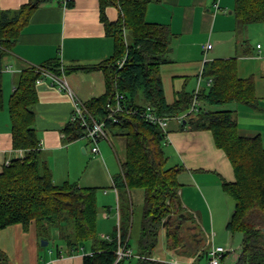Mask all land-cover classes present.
Returning <instances> with one entry per match:
<instances>
[{
  "label": "trees",
  "instance_id": "1",
  "mask_svg": "<svg viewBox=\"0 0 264 264\" xmlns=\"http://www.w3.org/2000/svg\"><path fill=\"white\" fill-rule=\"evenodd\" d=\"M49 1L28 0L14 10L0 7V78L6 52L32 12ZM156 1L159 0H99L100 19L106 34L114 40L112 55L92 65L63 67L58 59H49L39 67L56 75L78 70L104 72L105 92L84 104L92 117L104 122L106 132L125 138V156L119 162L120 172L113 176V186L126 193L134 189L142 192L137 241L144 250L137 251L140 257L134 264H167L151 255L161 229L165 230L170 250L186 252L187 245H182L186 244L183 223L191 220L179 195L178 174L183 166H166L163 146L166 134L144 119L146 106L168 118L186 113L181 123H177L179 131L211 132L215 146L229 160L234 175L233 180H221V189L234 202L226 230L242 233L236 263L264 264V148L258 135H241L233 111L221 108L234 102L255 105L254 78L238 76L236 57L215 58L204 63L202 77L211 82L203 90L199 89L196 95L182 90L172 102H167L160 66L169 61L173 34L166 25L146 19L148 5ZM65 5L71 6L72 0ZM108 6L118 10L114 21L105 15ZM232 12L239 25L264 22V0H233ZM43 77L35 66L23 70L8 99L12 148L20 155L8 161L0 173V229L20 224L28 230L35 224L43 240H48L55 230L56 240L67 249L65 254L79 251L88 242L90 253L83 254L82 264H120L126 259L115 263L116 250L120 243L130 247L134 209L126 207L118 227L109 238H103L97 221L98 187L81 186L70 180L54 182L48 163L41 157L35 129L36 80ZM117 94L123 96L126 111L116 114L113 120L107 103H115ZM194 97L198 102L196 110L188 112ZM3 107L0 84V110ZM63 132L69 142L85 135L78 122L68 123ZM60 247H56L57 256L61 255ZM225 256L226 253L221 260ZM0 264H8V256L2 250Z\"/></svg>",
  "mask_w": 264,
  "mask_h": 264
},
{
  "label": "crops",
  "instance_id": "2",
  "mask_svg": "<svg viewBox=\"0 0 264 264\" xmlns=\"http://www.w3.org/2000/svg\"><path fill=\"white\" fill-rule=\"evenodd\" d=\"M27 1L0 0V7L14 10ZM63 1L51 0L34 10L2 60L0 84L4 107L0 110V173L8 161L20 155L18 150L12 148L7 110L18 75L30 66L39 67L49 59H58L63 67H73L100 63L113 53L114 40L106 34L100 19L99 0H72L71 6H66ZM232 8L233 0H159L148 5L146 19L166 25L173 34L169 61L160 66L163 92L169 103L177 92H194L197 87L200 90L205 88L206 78L201 75L199 79V75L203 73L206 61L236 57L238 76L254 78L257 101L253 106L229 103L226 108L235 114L238 132L244 136L258 135L264 148L262 46L257 47L259 43H256L253 47L248 32L250 24L239 25ZM105 15L109 21H114L118 17V10L108 6ZM207 44H211V47L204 49ZM64 76L77 100L85 102L105 92L102 70H78L64 73ZM36 90L35 129L40 139L41 157L48 163L54 182L70 180L80 184L74 177L78 174L81 176L87 168L85 161L89 152L95 160L97 154L102 155V150L106 151L110 145L118 155L119 162V155L125 156V138L111 131H107L106 137L101 139L107 141L105 147L101 149V142H98V153L91 151L92 144L88 139L67 141L63 129L70 123L72 99L52 85L46 76L36 85ZM168 130L163 145L167 156L166 166H183L178 174L181 183L179 195L184 211L191 216V220L183 223L186 244L182 245H187V251L170 250L166 244L165 230L161 229L151 255L153 259L167 261L168 264H194L200 259L203 264L213 246V236L216 239L220 237L219 234L223 235L222 230H226V223L233 212L234 203L228 201L229 197L221 189V177L233 180V170L223 151L215 146L209 130L179 131L177 122L171 123ZM107 174L113 186V176L117 174ZM95 178L96 175L92 180ZM84 183L80 185L96 186L91 180ZM113 189V194L103 191V195L97 197V203L100 202L101 206L98 211L100 215L106 213L108 216L105 218H110L116 211L115 226L112 219H99L100 236L112 234L120 224L126 207L134 209L135 206L132 192L126 193L114 186ZM137 199L141 204L142 193L137 195ZM52 234H56L55 230ZM224 238L227 241L226 236ZM41 241L49 244L48 240L39 237L35 224H31L28 230H24L20 224L0 229V250L7 254L8 264H82L83 254L90 253L89 244L88 249L83 247L77 252L65 254L67 249L58 240L53 247L45 249ZM57 246H61L60 256H57ZM131 249L133 253H138ZM239 253L240 246L230 264H237ZM223 262L224 258L220 264Z\"/></svg>",
  "mask_w": 264,
  "mask_h": 264
},
{
  "label": "rangeland",
  "instance_id": "3",
  "mask_svg": "<svg viewBox=\"0 0 264 264\" xmlns=\"http://www.w3.org/2000/svg\"><path fill=\"white\" fill-rule=\"evenodd\" d=\"M248 32L250 33L251 37H250V41L253 45V47L255 46L256 43H259L260 46H262V49L260 50V53L262 54V56H264V22H259V23H254V24H250L249 26V30ZM228 105L230 104H225V106L221 107V108H226L228 107ZM171 123H176L174 121V119H170L169 123H168V129L170 128V124ZM83 140H86V137L81 138ZM101 144L100 147L102 149V147H105V144H107L106 140H100ZM91 152H89V154L86 156V161L88 165H86V169L83 170V174L81 176L76 175V177H74L75 180H78L80 184H85L84 182L87 180H91L93 182V184H95L98 189H97V197L100 198V195H103V191H107L113 194V186H111V177L109 178L108 176V172L112 175L114 174H118L120 171V166H119V161H118V155H116V153L114 152V150L110 147V145L108 146V149L106 151L102 150V155L99 153L97 154L98 157L97 159H94V155L91 156L90 155ZM120 159L123 160L124 159V155H119ZM103 173H104V178H103ZM96 175L95 180H92V177H94ZM106 177V178H105ZM87 179V180H86ZM223 178L221 177V180ZM225 180V179H224ZM141 194V190L140 189H134L132 190V195H134V225H133V230H132V234L131 237L129 239V244L130 246L136 250V251H143L144 247L142 245L138 244L137 238L140 235V217H141V204L138 202L139 200L137 199V195ZM109 195V194H108ZM228 201L233 202V200L230 198H227ZM100 200V199H99ZM98 207L100 208V202L97 203ZM234 206V204H233ZM116 211L112 213L113 216H111L110 218H105V216L100 215V213L98 212L99 216H98V222L99 219H102V221L105 219H112L113 222V226H115V216H116ZM101 217V218H100ZM103 217V218H102ZM122 219V218H121ZM222 233L224 236H226L227 241H229L227 243V241H225L224 236L222 234H219L218 236H220L219 238H216L213 236V245L217 246L220 244V246H223L225 249H227L228 251L226 252V257L224 258V264H230L231 260L234 258L235 254H237V252L239 251V246H240V242L242 239V233L241 232H235V233H231L229 231H226L224 228L222 230ZM57 234H53V236H51L48 239L49 244L46 246H43L44 249L47 247H53V244L56 243V237ZM53 237V238H52ZM212 241V242H213ZM41 244V243H40ZM83 247L85 249H88V242L83 244ZM82 247V248H83ZM181 250V249H178ZM163 251H165L163 249ZM137 258V254L134 252L133 256L129 259H126L124 262L120 263V264H134ZM172 262V261H171ZM200 264H202V260L200 259L198 261ZM197 261L194 264H199Z\"/></svg>",
  "mask_w": 264,
  "mask_h": 264
},
{
  "label": "built area",
  "instance_id": "4",
  "mask_svg": "<svg viewBox=\"0 0 264 264\" xmlns=\"http://www.w3.org/2000/svg\"><path fill=\"white\" fill-rule=\"evenodd\" d=\"M66 1L67 0L63 1L64 4H66ZM210 47H211V44H207L204 47V49H209ZM257 47H260V45H257ZM121 65H122V62L119 63V67H121ZM37 68L38 70L41 71L42 76H46L50 80L52 85L56 86L59 90L66 92L69 95V97L72 99L73 106H72V111L69 117V122H72V123L78 122L81 126L84 127L85 129L84 137H86L92 144L91 151L94 153H98L99 152L98 142L102 138L106 137V130L104 128L105 126L104 122L96 120L94 117H92V115L87 110L84 102L77 100L76 98L77 96L75 95L74 91L68 85L63 72L60 75H56L41 67H37ZM201 75L202 73L199 75V79H201ZM41 82H42V78H38L36 80L37 84ZM210 82L211 80L208 79L207 84H209ZM198 91H199V88L197 87L194 91L195 95L198 93ZM122 98H123L122 95L117 94L114 98L115 103H107V107L110 111L109 116L113 120H115L114 116L116 114L126 111V106L122 102L123 101ZM197 103L198 102L196 98L194 97L193 103L191 104L188 112L195 111L196 110L195 105H197ZM185 114L186 113H183L173 118L163 117V116H159L156 113H154L151 107L146 106L144 112L142 113V116L144 117L145 120L149 121L150 123L158 125L161 128V130L166 134V137H165L166 139L167 134H168L167 129H168L169 120L174 119V121H176L177 123H181ZM104 216L107 217L108 214L105 213ZM101 237L109 238L108 235H102ZM117 238L119 239V234H117ZM227 251L228 250L225 249L223 246L213 245L207 254L206 262L203 264H220L221 256ZM133 254L134 253L130 247H127L125 244L120 243L116 250L115 263L121 260L131 258ZM164 262L168 264L167 261H164Z\"/></svg>",
  "mask_w": 264,
  "mask_h": 264
},
{
  "label": "water",
  "instance_id": "5",
  "mask_svg": "<svg viewBox=\"0 0 264 264\" xmlns=\"http://www.w3.org/2000/svg\"><path fill=\"white\" fill-rule=\"evenodd\" d=\"M41 245L46 246L47 245V241H41Z\"/></svg>",
  "mask_w": 264,
  "mask_h": 264
}]
</instances>
